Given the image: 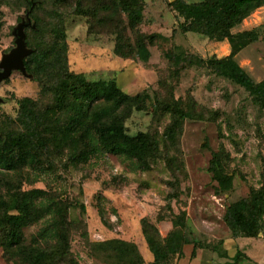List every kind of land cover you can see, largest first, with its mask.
Listing matches in <instances>:
<instances>
[{
	"label": "rangeland",
	"instance_id": "1",
	"mask_svg": "<svg viewBox=\"0 0 264 264\" xmlns=\"http://www.w3.org/2000/svg\"><path fill=\"white\" fill-rule=\"evenodd\" d=\"M153 1L152 11L145 9V20L132 32L141 45V59L134 56L122 60L112 53V36L87 34L86 18L72 14L74 0H34L38 7L34 19L46 41L51 39L52 27L61 21L69 70L82 74L87 81L114 79L129 95L145 90L152 100L179 98L182 106L199 118L185 120L176 140L169 142L165 137L171 122L168 115H154L151 107L133 112L124 124L126 133L134 136L148 132L158 141L159 154L145 169L126 156L102 150L75 166L59 154L51 159L50 168L43 165L45 171L38 175L27 170L29 177L19 182V190L43 189L65 208L69 255L59 264H122L106 246L115 239L134 244L143 264H150L152 255L142 222L154 226L163 238L180 214H185L181 230L188 245L208 244L220 249L219 229L224 228L221 217L225 207L247 197L264 179V107L255 104L242 88L212 75L196 61L174 66L177 73H172L168 60L173 46L204 59L210 57L211 43L193 33L172 35L175 20ZM25 6L22 0H0V59L14 48L12 31L25 19ZM30 40L39 41L32 34ZM252 68L259 71L253 78L263 80L264 72L256 64L249 69L251 77ZM0 98L1 129L9 128L7 118L16 119L19 101H35L42 106L51 100L42 95L38 80L18 71L0 83ZM215 153L220 154L223 170L231 177L226 192L219 190L208 171ZM169 194L176 198L167 201ZM45 220L48 217L24 230L27 243L45 226ZM243 235L236 227L234 236L240 246L249 238L264 249V235ZM0 264H15L3 257L1 248Z\"/></svg>",
	"mask_w": 264,
	"mask_h": 264
},
{
	"label": "trees",
	"instance_id": "2",
	"mask_svg": "<svg viewBox=\"0 0 264 264\" xmlns=\"http://www.w3.org/2000/svg\"><path fill=\"white\" fill-rule=\"evenodd\" d=\"M162 2L175 20L172 35L193 33L210 42L226 41L229 45V54L221 59L194 58L179 46H173L168 60L173 66L171 72L177 73L174 66L196 61L212 75L242 88L255 104L264 107V80L254 82L234 61L235 55L248 45L264 41V23L236 31L254 11L264 7V0ZM22 3L31 21V26L24 29V41L33 51L24 59L23 66L42 85V95L50 96L51 100L42 106L35 101H19L16 119L7 118L9 128H0V248L3 257L15 264H59L69 255L65 208L43 189L20 191L19 182L29 177L27 170L38 175L45 171L42 166L50 168L51 159L59 154L75 166L102 150L126 156L138 168L145 169L159 154L158 141L148 132L134 136L126 133L124 124L133 112H145L151 107L154 115H168L171 122L165 137L169 142L176 140L185 120L199 118H194L179 98L152 100L145 90L129 95L118 88L114 79L87 81L82 74L69 70L61 21L52 27L48 42L34 19L37 4L34 0H22ZM145 9L144 0H74L72 14L86 18L87 34L112 36L115 57L141 59V45L132 32L145 20ZM30 34L39 41L30 40ZM219 156L213 155L208 171L219 190L226 192L231 187V177L223 170ZM175 198L173 194L166 196L167 201ZM184 216L180 214L172 221L173 229L163 238L154 226L142 222V233L152 255L150 264H173L181 256L187 244L181 230ZM46 217L45 226L27 243L24 230ZM221 220L232 233L238 224L252 223L256 233L264 235V179L247 197L226 206ZM106 246L122 264H143L132 243L115 239L106 242ZM192 246L193 252L196 248L215 249L208 244Z\"/></svg>",
	"mask_w": 264,
	"mask_h": 264
},
{
	"label": "crops",
	"instance_id": "3",
	"mask_svg": "<svg viewBox=\"0 0 264 264\" xmlns=\"http://www.w3.org/2000/svg\"><path fill=\"white\" fill-rule=\"evenodd\" d=\"M144 1L146 3L147 10L152 11L154 1L152 0L151 3H148L146 0ZM187 1L199 2L201 0ZM156 2L162 11L166 10L162 0H156ZM170 16H172L173 20V15L171 13ZM262 23H264V7H260L254 11L250 17L244 20L242 24L236 28V31L250 29ZM210 43V56L221 59L229 54V45L226 41ZM234 61L254 82L263 81L264 79L260 80L253 78L258 75L259 71L252 68L251 77L249 69L253 66V64H256L259 66L261 72H264V41H258L248 45L235 55ZM236 227H239L243 231V237H246L247 234H253L256 238L263 237L261 233H256L257 230L253 228L252 223H242L238 224ZM219 231L221 232V235L218 238L220 240V249L210 250L206 248H196L193 252L192 244H186L182 249L181 256L176 258L173 264H264V249H259V246L252 243L251 239L248 238L246 243L240 246L234 236V233L230 232L227 227L224 226V228H220ZM164 232H166V229ZM185 246L188 247V250H185ZM252 251H255V254L252 255Z\"/></svg>",
	"mask_w": 264,
	"mask_h": 264
},
{
	"label": "water",
	"instance_id": "4",
	"mask_svg": "<svg viewBox=\"0 0 264 264\" xmlns=\"http://www.w3.org/2000/svg\"><path fill=\"white\" fill-rule=\"evenodd\" d=\"M30 26L31 22L28 14H26L25 19L13 29L14 48L8 53L3 54L0 59V83L7 79L12 71H18L22 75H26L23 61L32 51L26 47L24 29ZM1 103L2 99L0 98Z\"/></svg>",
	"mask_w": 264,
	"mask_h": 264
}]
</instances>
